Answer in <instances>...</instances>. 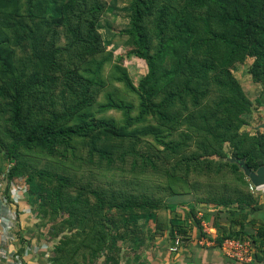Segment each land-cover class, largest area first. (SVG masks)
I'll return each mask as SVG.
<instances>
[{"label": "trees", "instance_id": "1", "mask_svg": "<svg viewBox=\"0 0 264 264\" xmlns=\"http://www.w3.org/2000/svg\"><path fill=\"white\" fill-rule=\"evenodd\" d=\"M25 9L33 17L29 23L0 19V154L9 164L7 176L25 175L30 191L40 198L42 223L49 220L56 224L50 264H89L107 245V226L91 221L92 214L102 213L104 208L117 209L126 227L135 209H156L162 200L145 193L106 190L91 180L79 182L71 194L74 173L60 162L77 160L71 151L77 137H88V163L94 157L111 161L108 150L98 143L120 132L111 119L86 110L106 86L113 85L103 75L104 66L111 63V53L98 30L106 1L25 0ZM129 11L127 26L119 33L126 36L127 54L145 61L146 72L134 83L124 67L112 64L110 78L134 94L136 102L122 98L120 91L106 90V101L99 109L120 110L125 120L151 118L157 125L148 124L147 129L166 137L160 143L179 154L176 163L186 176L189 171L203 169L214 174L223 171L220 190L215 192L211 185L214 191L199 196L195 203L218 207L213 212V225L218 232L222 227L225 234L213 238L217 245L226 238H250L255 243L254 256L264 259V226L249 233L237 219L242 211L238 210L256 206L258 196L249 191L239 165L229 159H244L251 169L264 163V133L240 130L252 105L232 73L236 62L250 58L247 72L253 82L264 86V0H129ZM167 56H172L168 65ZM57 83L69 104L63 111H57L54 101L48 99ZM42 99L54 108L48 116L42 110H32ZM135 105L137 114L131 117ZM72 116L77 119L67 123ZM174 132L179 139L168 138ZM191 138L195 149L186 150ZM29 150L43 152L53 165L39 167L29 162L23 157ZM227 208L228 215L223 211ZM229 213L237 218L232 217L227 226L219 224L223 214L228 219ZM202 220V215L195 220L197 237L203 231ZM168 224L170 243L177 234L181 241L189 239L183 225L173 226L172 217H168ZM97 225L102 231L94 237L93 245L90 232ZM125 236L128 233L122 230L121 234L115 232L113 239ZM19 249V256L27 251L23 246Z\"/></svg>", "mask_w": 264, "mask_h": 264}, {"label": "rangeland", "instance_id": "2", "mask_svg": "<svg viewBox=\"0 0 264 264\" xmlns=\"http://www.w3.org/2000/svg\"><path fill=\"white\" fill-rule=\"evenodd\" d=\"M107 9L100 17L98 30L102 35L103 42L107 46V50L111 53V63L106 64L103 68V75L110 80L113 85L106 86L104 91H101L94 103L87 107V111L91 114L111 119L112 122L120 128V132L116 136L109 138L103 137L101 142L110 154L111 161L106 162L101 157H94L91 163L86 161L88 151V137H77L73 139L74 150H71L76 157V163L73 159H60V162L65 163L67 169H70L72 187L69 189L71 194L75 193V187L79 186V182L91 180L99 187L114 190H124L131 193H145L150 196H156L162 200V204L156 209L141 207L134 210L133 216L129 217L127 226H124L123 219L121 220L120 211L112 209L108 211L103 209L102 213H94L91 215V221L105 222L106 246L100 248L97 259L94 258L89 264H176L183 260V264H192V261L187 260L196 257L194 250L190 249L191 245H204L208 241L207 235L201 230L199 233L198 224H196V211H207V205L211 208V204L202 205L195 203V199L205 197V194L212 193L214 187L217 191L221 184V176L223 171L214 174L209 169L198 170L196 172L189 171L188 175H184L180 171V167L176 163L177 152L166 149L160 140H164V135L157 136V132L153 133L147 129L148 124H154L151 118L147 117L142 120L132 119L137 114L136 105L132 109L131 117L125 120V115L120 110L105 109L100 110L99 104L106 101L105 92L110 90L115 93L120 91V95L125 100L136 102L135 95L124 89L122 84L110 78L113 74L114 67L112 64H118L125 68L133 82L136 83L138 78L146 72V63L144 60L128 55L129 44L126 42V36L120 34L128 23L130 11L129 0H105ZM37 9V8H36ZM31 22L32 14H29L25 9V0H4L0 2V19ZM148 22V21H147ZM9 37L12 38L10 34ZM60 39L64 42V36ZM18 52V51H17ZM172 56L166 57V64L170 63ZM251 62L250 58L243 62H236L232 73L240 83L244 94L251 101V110L245 114L246 123L240 128L241 131H246L249 134L262 132V128L258 124L264 120V86L252 81L250 74L247 72V66ZM164 68V67H163ZM169 68V67H167ZM48 96L47 93L44 94ZM48 99L54 101V108L57 111H63L69 107L67 103V95L60 83L55 84L53 91L49 94ZM211 100V99H209ZM211 104V101H208ZM40 105L41 109L38 108ZM54 108L48 105L47 99L38 101L32 108L42 110L46 116L49 111ZM174 111V109H172ZM2 118L0 122L2 123ZM77 118L75 116L68 117L67 123H72ZM183 127H181L182 130ZM164 131V129H158ZM181 137V136H180ZM161 138V139H160ZM168 138H178L176 132L168 134ZM1 144V143H0ZM188 147L186 150L195 149V141L187 139ZM225 151L229 154L231 148L228 145ZM69 155H71L68 152ZM23 157L29 162L36 164L39 167L45 165L52 166L53 160L49 156L38 150L25 151ZM56 159V157H50ZM183 167V165H180ZM9 164L0 154V199L8 205L9 214L11 217L10 224L12 225V236L5 241L0 221V264H27L22 258L17 255L20 252L21 246L8 248L7 245H13L15 239L25 238L21 244L28 242L30 248L41 246L42 253L37 249L34 257V264H50V257L53 256V245L56 241L55 227L56 224L46 221L38 212L40 198H36V193L30 191L31 186L27 179L22 175L7 176ZM227 174L228 168H222ZM186 176V177H185ZM227 178L232 179V175L227 174ZM246 178V177H245ZM208 184L210 188L208 187ZM213 185V186H211ZM17 188V189H16ZM17 190L16 194L11 193V190ZM45 190V188H42ZM48 194V192H47ZM259 195V194H258ZM255 195V196H258ZM90 203H93V196L90 194ZM259 197V196H258ZM13 198L17 201L14 202ZM80 199H84V195ZM78 205L77 203H74ZM169 206V207H168ZM172 209L169 211L168 208ZM205 206V207H204ZM81 209L78 214H81ZM168 217L174 220L173 226L178 224L183 225L187 229L189 236L188 240L181 241L180 247L176 251H169L168 246L171 241L169 234ZM6 218V217H5ZM8 219V218H7ZM156 220V224L154 221ZM33 224V232L31 238L23 233V227L28 228V223ZM219 224L227 226L225 216L219 221ZM114 223V224H113ZM200 226V224H199ZM22 227V228H21ZM201 227V226H200ZM216 228V227H215ZM218 232L213 234L212 238L224 233L222 227ZM126 230L128 236L120 239H113L114 233H122ZM102 231L98 225L92 229L91 244L95 245L94 237ZM180 237L178 234L176 235ZM111 238V239H110ZM203 241L200 242L199 239ZM183 239V238H182ZM201 240V239H200ZM213 240V239H212ZM214 241V240H213ZM215 243V242H214ZM216 244V243H215ZM259 245V243H258ZM216 244L214 247L216 248ZM188 247V248H187ZM104 249V254L100 253ZM11 252H14L13 255ZM198 255V254H197ZM8 259H11L10 261ZM185 261V263H184ZM81 263V261H79ZM31 264V263H29Z\"/></svg>", "mask_w": 264, "mask_h": 264}, {"label": "crops", "instance_id": "3", "mask_svg": "<svg viewBox=\"0 0 264 264\" xmlns=\"http://www.w3.org/2000/svg\"><path fill=\"white\" fill-rule=\"evenodd\" d=\"M258 203L256 206L254 205H250L249 207H247L246 209H237L238 211H241L239 213V216L237 218V216L232 215L233 213H229L228 219L225 218L227 225H229V222L231 220L232 217H235L237 219H239V222L242 221L244 226H246V230L247 232H255V229L258 226L263 225L264 226V194H259L258 195ZM203 205V204H202ZM205 207V206H204ZM210 206L207 205L206 210L207 211H201L200 209L197 210L196 216L199 217L202 215V217H204V222H205V229H203V233H205L207 235L208 241L205 242V244L202 245H198V244H193L191 245L190 249L194 250L196 257L193 256V259H188L192 261V264H264V259H261L260 257H256L254 256V259L252 261H238L232 258L227 257L221 250L220 246L218 245L216 248L214 247L216 244L214 243V241L212 240V236L214 233H216V228L213 225V216H214V210L218 209L217 206H211V208H209ZM231 208V207H229ZM225 209L223 210L225 214L228 215L227 210L229 209ZM231 209H236V207L231 208ZM230 209V210H231ZM205 213H207V215L205 216ZM243 213V215H242ZM224 214V215H225ZM241 216V217H240ZM12 216H10L9 214V219L5 218V215L0 216V221H1V229L3 231V233H5L9 228L10 225H8V221L11 219ZM234 218V219H235ZM247 220H252V222H245ZM28 228L27 227H21V231L25 234H27V237L31 238V233L33 232V224H31L30 222L28 223ZM202 226V225H201ZM229 227V226H228ZM239 228V224H235L234 229L237 230ZM12 232V229L10 230ZM198 234V233H197ZM4 235V234H3ZM31 235V236H29ZM198 236V235H197ZM25 238H21V239H15L16 242L13 243V245H7L8 248H12L17 246H23L27 249L26 254H24L23 252L21 253V258L22 260H24L25 262H27V264L31 263L34 264V257H35V252L37 249H40L39 251L42 253V248H40L41 246L37 247V248H30L29 243L27 242L26 245L25 244H21V241ZM201 239V240H200ZM199 241L202 242L203 239L200 238ZM28 247V248H27ZM188 248V247H187ZM13 250H10V252ZM256 251V250H255ZM14 252H11V254L13 255ZM198 254V255H197ZM9 261L11 259H8ZM183 260L181 259V261L177 262L176 264H183ZM185 263V261H184Z\"/></svg>", "mask_w": 264, "mask_h": 264}, {"label": "built area", "instance_id": "4", "mask_svg": "<svg viewBox=\"0 0 264 264\" xmlns=\"http://www.w3.org/2000/svg\"><path fill=\"white\" fill-rule=\"evenodd\" d=\"M17 189V188H16ZM11 190V193L16 194L17 190ZM248 189L253 195L264 194V182L260 184H253L248 180ZM13 201L16 202L17 199L13 198ZM9 208L5 202L0 199V216L5 215L6 218L9 219L8 214ZM203 229H205V222L202 220L200 222ZM10 228L5 232L3 238L5 241L9 240L10 237L13 235L10 231L12 225L10 224V220L8 221V225ZM181 239L178 236H175L173 241L169 244L168 250L169 251H176L180 247ZM222 252L229 258L238 260V261H252L254 259L255 254V243L250 238H226L220 245ZM264 249V247H263ZM26 254V250L23 251Z\"/></svg>", "mask_w": 264, "mask_h": 264}, {"label": "water", "instance_id": "5", "mask_svg": "<svg viewBox=\"0 0 264 264\" xmlns=\"http://www.w3.org/2000/svg\"><path fill=\"white\" fill-rule=\"evenodd\" d=\"M258 127L262 128V132L264 133V120L258 124ZM229 159L231 161L236 162L239 165L245 177L253 184L257 185L264 182V163L258 166L256 169H251L245 163L244 159L233 158V157H229Z\"/></svg>", "mask_w": 264, "mask_h": 264}]
</instances>
